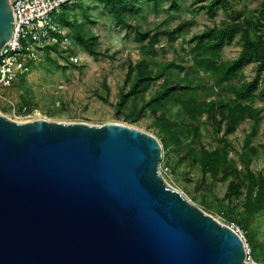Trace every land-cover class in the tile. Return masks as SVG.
I'll return each instance as SVG.
<instances>
[{
    "label": "water",
    "instance_id": "1",
    "mask_svg": "<svg viewBox=\"0 0 264 264\" xmlns=\"http://www.w3.org/2000/svg\"><path fill=\"white\" fill-rule=\"evenodd\" d=\"M13 22L0 0V51ZM162 154L131 124L0 111V264H259L165 180Z\"/></svg>",
    "mask_w": 264,
    "mask_h": 264
},
{
    "label": "rangeland",
    "instance_id": "2",
    "mask_svg": "<svg viewBox=\"0 0 264 264\" xmlns=\"http://www.w3.org/2000/svg\"><path fill=\"white\" fill-rule=\"evenodd\" d=\"M82 1H87L89 5L86 11L91 15V21L86 27L98 35L101 54L93 58L76 44L72 37H69V48H66V52L57 54L62 67L51 69L41 51L39 61L30 62L28 70L18 74L12 86L7 91H3L6 99L0 97V111L18 121L45 118L93 124L123 122L155 135L153 116H142L134 122L125 121L124 116L128 114L130 101L121 107L117 105L119 90L125 78L126 63L128 60L135 63L140 58L138 46L141 42L137 39L135 32L126 26L115 25L110 11L103 12L101 6L95 4L93 0ZM139 1H141L139 4L141 12L137 14V18L143 26L168 29L178 23H186L176 33L177 37L174 40H169L165 33L159 35L158 41L154 44L158 51L151 56L153 63L157 65L162 60L175 59L183 66H190L192 59L189 48L192 42L189 39L192 35L199 33L207 25L229 22L231 8L255 11L259 0H228L232 7L219 5L212 16L201 7L205 0L197 3L193 0H177L179 6L175 11L169 9V0H161L158 5H154L152 0ZM75 11L82 20L80 14L83 8ZM59 13L60 9L52 15L58 17ZM126 14L129 12L127 11ZM61 28L71 36V26L63 25ZM239 48L240 42L235 35L231 41L222 45L221 59L226 60L236 56ZM254 64L255 61L246 63L240 76L227 84L226 90L220 94L221 97L231 96L232 90L241 81L250 80L255 74ZM173 72L175 73V70ZM156 85L152 84L145 91L146 97L152 94ZM263 85L264 81L259 80L253 101V105L260 108L257 123L246 118L236 126L234 131L227 134H223L222 131L219 134L213 133L208 124L201 125V141L207 148L211 149L222 144L225 137L231 145L229 151L231 163L239 170L246 165L257 176L264 175L262 147L264 144V94L259 92ZM215 91V84L212 81L198 80L193 94L203 98ZM23 96L29 101L28 104L23 102ZM136 102L140 104V99L137 98ZM23 106H25L24 110ZM246 141L258 149L256 155H242L243 144ZM159 168L170 185L179 189L205 212L227 225L237 226L243 242L250 249V260L263 264L256 255L260 254L261 249L264 251V212L258 211L248 216L244 208V194L232 199L224 197L231 177L223 181H215L208 175L203 176L198 164L179 159L175 154H172L168 160H160ZM228 208L234 209L231 215L240 222L229 220L222 213V211L226 213ZM253 251L257 254H252Z\"/></svg>",
    "mask_w": 264,
    "mask_h": 264
},
{
    "label": "trees",
    "instance_id": "3",
    "mask_svg": "<svg viewBox=\"0 0 264 264\" xmlns=\"http://www.w3.org/2000/svg\"><path fill=\"white\" fill-rule=\"evenodd\" d=\"M101 6L102 11H110L117 26H126L135 32L141 42L138 46L140 58L133 63L128 60L123 85L119 90L118 107L129 104L125 121L134 122L142 116L154 117L155 135L158 137L163 150V158L168 160L172 154L179 159L191 161L199 165L202 175H208L215 181H223L229 177L227 199L245 195L244 208L246 214L264 212V175H255L246 165L242 170L237 169L229 159L230 143L225 137L224 142L209 149L201 141V125L208 124L213 133L223 134L234 131L236 126L246 118L254 123L258 122L260 108L253 105L255 91L259 80L264 81V0H259L255 11H241L232 9L228 0H205L201 7L212 16L219 5L231 8L230 21L227 23L207 25L199 33L189 39L192 63L181 65L175 59L162 60L155 65L151 59L157 53L154 45L161 33H165L169 40L176 39V33L185 25L178 23L172 28H150L143 26L137 14L141 12L139 0H93ZM158 5L161 0H152ZM200 0H193L197 3ZM177 0H169L170 10H177ZM83 8L79 19L76 9ZM87 1L76 0L71 4L61 5L56 22L61 26H71L73 41L85 49L93 58L101 54L98 35L88 30L86 25L91 21V15L86 9ZM129 14H126V12ZM84 19V20H83ZM61 38V33L56 32ZM237 35L240 48L236 56L222 60L220 53L222 45ZM66 48H69L67 46ZM59 43H48L42 47L44 58L51 69L61 68L57 54L66 52ZM55 53V55L53 54ZM255 61V74L250 80L241 81L232 90V95L221 97L227 84L240 76L243 66ZM175 70V73L173 72ZM202 75V76H201ZM201 76V77H199ZM160 79V80H159ZM159 80V81H157ZM212 81L216 91L203 98L196 97L193 90L197 81ZM152 84H157L152 94L145 96V91ZM259 92L264 94V85ZM140 99V104L136 99ZM23 102L29 101L23 96ZM139 105V106H138ZM264 150V144L262 145ZM258 149L246 141L243 144L242 155H256ZM173 170L172 167H170ZM228 208L223 214L229 220L238 219ZM230 212V213H229ZM252 254H257L253 251ZM259 254V252H258ZM264 264V251L256 255Z\"/></svg>",
    "mask_w": 264,
    "mask_h": 264
},
{
    "label": "built area",
    "instance_id": "4",
    "mask_svg": "<svg viewBox=\"0 0 264 264\" xmlns=\"http://www.w3.org/2000/svg\"><path fill=\"white\" fill-rule=\"evenodd\" d=\"M76 0H10L14 14L11 36L0 51V97L6 99L3 91L12 86L15 77L28 70L30 62L39 61L42 47L48 43H59L66 48L69 36L56 22L52 14L61 5ZM56 32L61 33V38ZM23 110L25 106L22 107ZM230 226V225H229ZM239 233L237 226L231 225ZM245 259L250 260V249L244 243ZM252 261V260H250Z\"/></svg>",
    "mask_w": 264,
    "mask_h": 264
},
{
    "label": "crops",
    "instance_id": "5",
    "mask_svg": "<svg viewBox=\"0 0 264 264\" xmlns=\"http://www.w3.org/2000/svg\"><path fill=\"white\" fill-rule=\"evenodd\" d=\"M6 91L8 90V88L7 89H5Z\"/></svg>",
    "mask_w": 264,
    "mask_h": 264
}]
</instances>
